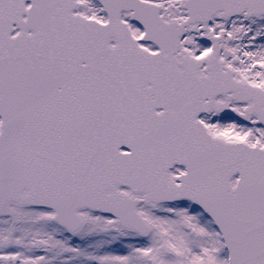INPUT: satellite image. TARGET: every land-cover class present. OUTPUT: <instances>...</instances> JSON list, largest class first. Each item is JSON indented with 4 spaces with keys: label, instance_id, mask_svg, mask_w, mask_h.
<instances>
[{
    "label": "snow or ice",
    "instance_id": "snow-or-ice-1",
    "mask_svg": "<svg viewBox=\"0 0 264 264\" xmlns=\"http://www.w3.org/2000/svg\"><path fill=\"white\" fill-rule=\"evenodd\" d=\"M0 264H264V0H0Z\"/></svg>",
    "mask_w": 264,
    "mask_h": 264
}]
</instances>
